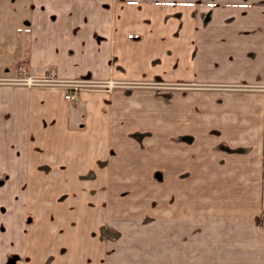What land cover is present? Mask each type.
Listing matches in <instances>:
<instances>
[{"label": "crops", "instance_id": "crops-1", "mask_svg": "<svg viewBox=\"0 0 264 264\" xmlns=\"http://www.w3.org/2000/svg\"><path fill=\"white\" fill-rule=\"evenodd\" d=\"M203 1L0 0V264L98 260L142 179L176 259L264 264V21Z\"/></svg>", "mask_w": 264, "mask_h": 264}, {"label": "rangeland", "instance_id": "rangeland-1", "mask_svg": "<svg viewBox=\"0 0 264 264\" xmlns=\"http://www.w3.org/2000/svg\"><path fill=\"white\" fill-rule=\"evenodd\" d=\"M210 1L204 0L203 2L210 3ZM237 2H240L242 10L247 9L250 4L256 6V10L253 11L256 16L253 19L264 21V0H237ZM15 22L9 9L4 7L0 10L1 35L6 34L9 38ZM3 54L0 53V66L2 62L6 61ZM66 87L69 91L71 86ZM141 181L148 185L92 189L93 192L89 193L94 196L112 197L113 201L117 202L114 205L117 215L114 218V227H107V229L105 226L96 236L95 242L92 243L99 262L94 259L88 264H187L185 258L176 259L178 255L172 256L170 238L157 230L154 210L156 190L153 181L148 179ZM78 190L82 196L81 190ZM51 191L53 193L55 190L51 189ZM46 194H50L49 189H46ZM57 195L60 196V193ZM67 195L65 193L64 198ZM58 199L61 201L59 197ZM181 254L180 252L179 255L181 256ZM185 256L186 254H184Z\"/></svg>", "mask_w": 264, "mask_h": 264}, {"label": "built area", "instance_id": "built-area-1", "mask_svg": "<svg viewBox=\"0 0 264 264\" xmlns=\"http://www.w3.org/2000/svg\"><path fill=\"white\" fill-rule=\"evenodd\" d=\"M23 71L24 67H21ZM18 82L28 83V84H57L71 86L69 91L66 92V98L74 99L78 97V90L83 85L92 84L90 81L83 80H62L55 76L54 73L44 76H24L17 79ZM261 226L264 228V215L261 219Z\"/></svg>", "mask_w": 264, "mask_h": 264}, {"label": "flooded vegetation", "instance_id": "flooded-vegetation-1", "mask_svg": "<svg viewBox=\"0 0 264 264\" xmlns=\"http://www.w3.org/2000/svg\"><path fill=\"white\" fill-rule=\"evenodd\" d=\"M21 67H23V66H21ZM21 67H20V68H21ZM74 81H75V80H74ZM84 81H85V80H84ZM83 86H85V85H83ZM81 87H82V86H81Z\"/></svg>", "mask_w": 264, "mask_h": 264}]
</instances>
